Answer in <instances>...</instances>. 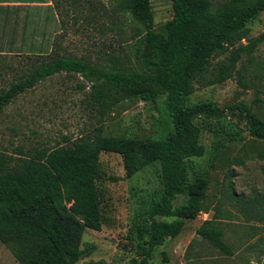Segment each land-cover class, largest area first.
<instances>
[{
  "label": "trees",
  "instance_id": "16d2710c",
  "mask_svg": "<svg viewBox=\"0 0 264 264\" xmlns=\"http://www.w3.org/2000/svg\"><path fill=\"white\" fill-rule=\"evenodd\" d=\"M124 1L139 28L138 69L107 68L75 56L54 55L48 48L37 50L25 37L17 48L27 53L25 70L19 80L0 90V116L20 94L66 72L82 76L90 85L89 96L103 106L122 99L157 103L166 95V129L142 139L107 135L100 127L93 135L38 150L16 163L0 150V238L19 264H77L94 251V245L82 247V238L86 229L103 227L102 152L121 154L129 177L154 164L160 167L159 193L135 223L142 258L133 264H150L156 247L178 237L187 220L197 219L207 209L211 170L223 143L245 139L228 132L202 161L208 150L201 142L198 120L228 119L235 114L234 107L189 102L199 88L233 78L242 56L255 53L264 35L251 38L249 24L264 12V0H170L174 14L160 30L152 0ZM33 2L0 0V51L4 40L14 44L20 27L28 33L30 19L21 25L18 11ZM235 107L249 134L264 141V116L244 104ZM197 231L224 253L233 254L225 231L214 221L204 222ZM164 260L168 261L166 252ZM83 264L107 262L91 259Z\"/></svg>",
  "mask_w": 264,
  "mask_h": 264
},
{
  "label": "rangeland",
  "instance_id": "374dc122",
  "mask_svg": "<svg viewBox=\"0 0 264 264\" xmlns=\"http://www.w3.org/2000/svg\"><path fill=\"white\" fill-rule=\"evenodd\" d=\"M152 4L156 29L160 30L173 17L172 2L152 0ZM18 15L21 25L25 18L30 19V29L24 34L20 27L13 45L4 40L0 90L21 77L27 53L21 54L17 48L25 37L37 50L48 48L54 55L75 56L107 68L140 67L136 39L139 28L124 0H36L20 9ZM249 26L251 38L264 35V12ZM89 91L90 85L82 76L62 72L20 94L0 116V150L16 163L38 150L93 135L100 127L107 135L142 139L166 129V95L157 103L122 99L103 106L89 96ZM200 101H211L221 108L232 106L235 113L228 119L198 120L201 142L208 150L202 161L228 132L245 139L223 143L211 170L207 209L197 219L187 220L178 237L168 238L156 247L150 264H264V141L249 134L235 107L244 104L264 116V38L255 53L242 56L233 78L199 88L189 104ZM101 163L106 174L102 185L103 227L86 229L82 247L94 245V251L77 264L91 259L133 264L142 258L135 223L142 220L146 207L159 193L160 167L154 164L129 177L121 154L102 152ZM209 220L225 231L233 254L224 253L198 234L197 230ZM0 264H19L1 238Z\"/></svg>",
  "mask_w": 264,
  "mask_h": 264
}]
</instances>
